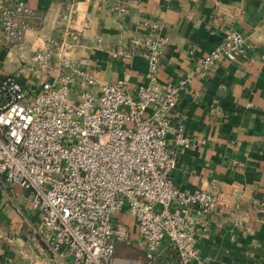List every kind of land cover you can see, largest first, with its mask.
<instances>
[{"label":"crops","instance_id":"0c3cea01","mask_svg":"<svg viewBox=\"0 0 264 264\" xmlns=\"http://www.w3.org/2000/svg\"><path fill=\"white\" fill-rule=\"evenodd\" d=\"M20 1L33 12L30 28L22 43H0V78L14 75L29 98L44 80H54L62 58L100 83L126 78L132 91L147 82L141 43L159 33L156 87L162 88L183 79L227 33L245 37L252 45L246 57L220 58L205 74L190 78L187 91L176 98L166 138L175 153V185L185 193L208 191L218 200L205 229L190 211L196 256L188 264H264V0ZM46 48H52L50 69L37 77L31 56ZM179 124L188 147L176 141ZM39 217L28 188L0 180V264H45L46 248L30 239ZM112 222L129 232L127 241L115 243L113 264H147L135 216L124 207ZM159 252L157 264H181L166 243Z\"/></svg>","mask_w":264,"mask_h":264},{"label":"built area","instance_id":"2783aa9c","mask_svg":"<svg viewBox=\"0 0 264 264\" xmlns=\"http://www.w3.org/2000/svg\"><path fill=\"white\" fill-rule=\"evenodd\" d=\"M32 14L23 1L0 0V43H22ZM62 17L71 20L70 13ZM162 44L159 33L142 41L147 82L132 91L126 78L100 83L67 58L57 61L56 77L44 80L33 98L14 75L0 78V180L30 190L40 213L30 239L46 248L45 264H113L115 243L129 239L128 230L112 222L124 207L137 219L147 264H157L163 243L181 264L196 256L190 211L205 229L218 200L175 185V153L166 138L170 114L192 76L220 58L246 57L252 45L231 31L183 79L157 88ZM51 51L32 54L35 76L50 69ZM176 131L177 143L188 147L180 124Z\"/></svg>","mask_w":264,"mask_h":264},{"label":"rangeland","instance_id":"374dc122","mask_svg":"<svg viewBox=\"0 0 264 264\" xmlns=\"http://www.w3.org/2000/svg\"><path fill=\"white\" fill-rule=\"evenodd\" d=\"M170 252H172V253H173V255H174V252H173V251H170Z\"/></svg>","mask_w":264,"mask_h":264}]
</instances>
